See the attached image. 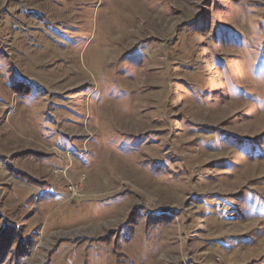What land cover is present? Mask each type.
<instances>
[{
  "label": "rangeland",
  "instance_id": "1",
  "mask_svg": "<svg viewBox=\"0 0 264 264\" xmlns=\"http://www.w3.org/2000/svg\"><path fill=\"white\" fill-rule=\"evenodd\" d=\"M0 264H264V0H0Z\"/></svg>",
  "mask_w": 264,
  "mask_h": 264
}]
</instances>
